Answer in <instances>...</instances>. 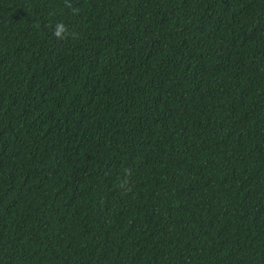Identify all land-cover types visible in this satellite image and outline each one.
Instances as JSON below:
<instances>
[{"label":"trees","instance_id":"1","mask_svg":"<svg viewBox=\"0 0 264 264\" xmlns=\"http://www.w3.org/2000/svg\"><path fill=\"white\" fill-rule=\"evenodd\" d=\"M70 2L0 0V264H264V0Z\"/></svg>","mask_w":264,"mask_h":264},{"label":"clouds","instance_id":"2","mask_svg":"<svg viewBox=\"0 0 264 264\" xmlns=\"http://www.w3.org/2000/svg\"><path fill=\"white\" fill-rule=\"evenodd\" d=\"M65 7L69 8V9H71L73 7L70 0H65ZM68 34H69V29L67 28V26L63 22H59L55 25L54 30H53V36L57 40L63 41L64 39L67 38ZM127 183H128L127 180H125L120 185V187L122 189H124L125 192L130 191V189L126 187Z\"/></svg>","mask_w":264,"mask_h":264}]
</instances>
